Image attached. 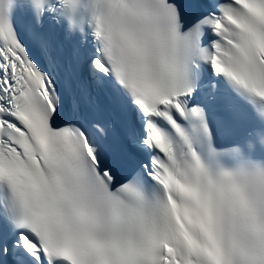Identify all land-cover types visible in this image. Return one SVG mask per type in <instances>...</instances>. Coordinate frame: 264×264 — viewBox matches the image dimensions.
<instances>
[{
  "label": "snow or ice",
  "instance_id": "6c2138e0",
  "mask_svg": "<svg viewBox=\"0 0 264 264\" xmlns=\"http://www.w3.org/2000/svg\"><path fill=\"white\" fill-rule=\"evenodd\" d=\"M0 264H264V0H0Z\"/></svg>",
  "mask_w": 264,
  "mask_h": 264
}]
</instances>
